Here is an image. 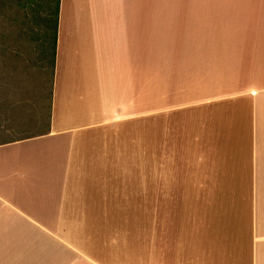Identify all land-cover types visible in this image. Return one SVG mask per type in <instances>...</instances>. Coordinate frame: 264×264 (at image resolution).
<instances>
[{
	"label": "crops",
	"instance_id": "0c3cea01",
	"mask_svg": "<svg viewBox=\"0 0 264 264\" xmlns=\"http://www.w3.org/2000/svg\"><path fill=\"white\" fill-rule=\"evenodd\" d=\"M159 125L219 181L182 264H264V0H59L45 129L0 142V264H143Z\"/></svg>",
	"mask_w": 264,
	"mask_h": 264
},
{
	"label": "rangeland",
	"instance_id": "374dc122",
	"mask_svg": "<svg viewBox=\"0 0 264 264\" xmlns=\"http://www.w3.org/2000/svg\"><path fill=\"white\" fill-rule=\"evenodd\" d=\"M33 7L31 0H4L0 6V142L33 135L45 129L52 69L50 57L41 60L37 53L38 42L33 33L39 27V20L34 18ZM162 129L163 126L159 125L158 155L162 160L159 184L167 191L163 192V199L167 197L168 206L161 210L162 206L159 205L157 214L165 216L168 210L171 215L166 221L169 232L163 239H158L161 234L156 232L157 228L160 231L158 224L163 226L164 231L166 223L160 220L158 224L153 223L143 215L140 228L138 226L142 263L149 264L150 249L154 247L159 264L160 259L165 260L167 249L175 264H182L196 249L192 243V250L185 253L181 261L182 239L186 236L187 245L190 241L196 243L197 229L202 223L200 217H204L208 201L215 199L214 188L219 181L213 174V162L209 160L211 155L208 150L202 153L196 134L187 136L181 129L174 133L171 128L170 135H167L165 128L161 133ZM148 131L147 125L143 131L145 139H148ZM146 165L143 157V170L148 169ZM222 194L216 193V197ZM171 195L175 199H172L170 206ZM162 247L166 249L164 253Z\"/></svg>",
	"mask_w": 264,
	"mask_h": 264
},
{
	"label": "trees",
	"instance_id": "16d2710c",
	"mask_svg": "<svg viewBox=\"0 0 264 264\" xmlns=\"http://www.w3.org/2000/svg\"><path fill=\"white\" fill-rule=\"evenodd\" d=\"M34 2L33 12L34 18L39 20V27L36 34L37 53L41 60L50 57V66L52 69L54 42L56 31V18L59 0H31ZM4 4V0H0V6ZM179 200V199H178ZM165 206H162L161 210Z\"/></svg>",
	"mask_w": 264,
	"mask_h": 264
}]
</instances>
